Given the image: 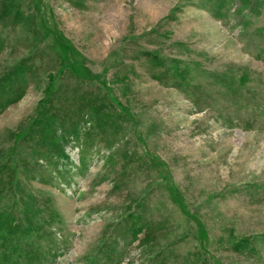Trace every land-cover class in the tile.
<instances>
[{
    "label": "rangeland",
    "instance_id": "rangeland-1",
    "mask_svg": "<svg viewBox=\"0 0 264 264\" xmlns=\"http://www.w3.org/2000/svg\"><path fill=\"white\" fill-rule=\"evenodd\" d=\"M14 2L19 14L0 19V74L28 59L32 76L0 109V151H25L15 135L65 59L59 45L70 50L46 103L67 121L66 137L54 135L67 160L44 143L42 155L28 149L38 165L20 187L53 233H42L54 248L39 264H151L149 244L155 264H264V12L244 0ZM148 53L181 61L198 89L155 78L163 68ZM242 70L247 84L234 88ZM225 71L236 81L214 77ZM104 85L121 112L101 97ZM127 212L146 222L136 236ZM31 242L21 236L7 253Z\"/></svg>",
    "mask_w": 264,
    "mask_h": 264
},
{
    "label": "trees",
    "instance_id": "trees-1",
    "mask_svg": "<svg viewBox=\"0 0 264 264\" xmlns=\"http://www.w3.org/2000/svg\"><path fill=\"white\" fill-rule=\"evenodd\" d=\"M218 2L220 7L228 8L227 0H215ZM231 1V0H229ZM249 5L255 9V13L260 14L262 11L264 12V0H244L243 7H249ZM252 9V10H253ZM227 10V9H226ZM221 11V10H220ZM239 11H242L240 9ZM10 13V17L13 18L15 13L19 14L18 9H16V2L14 0H0V19L4 16L6 18L7 13ZM249 11L247 14L243 13V22H242V35L245 37L248 34V24L249 18L253 15ZM222 14V12H220ZM242 16V14H241ZM15 18V17H14ZM28 30V29H27ZM46 33H48L49 28L44 27ZM260 32L264 31V28L259 29ZM53 38L55 40L58 39L54 33ZM58 49V48H57ZM59 51L62 57L65 59L60 60V65L58 68L57 75L52 76L49 78V84L46 88L45 95L43 99L36 105L35 111L33 115L28 117L18 132L15 135V140L17 144L27 143L28 146L24 148L25 151L18 150L15 148H8L3 151H0V263L1 264H39L46 260V255L49 253L53 248L54 245L49 243H42V233H46L49 239H52L53 233L47 232L44 226L43 218L40 221L36 219V217L43 215V210L41 211H34L33 209H28L25 206L26 200L25 197L22 195L21 191V184L22 179H27L31 176L30 170H35L36 166L38 165L37 159L33 157L34 153L37 155L43 154V143L47 145L46 150L50 152L52 155L56 150L58 152L61 151V147H59V143L57 138L54 137L55 129L58 127L61 128L63 131L62 135L65 138V134L68 133L67 129L65 130L66 122L60 120V107L57 106H49L48 103L51 97H54L57 94L58 90L61 87V83L59 80V74H62L65 70L66 63L69 62L68 55L70 54L68 51L69 48L65 44L59 45ZM261 52V51H260ZM58 54V53H57ZM58 55V56H59ZM149 57H152V61L156 66H160L162 69L159 76L155 75L154 77L158 80L163 82H168L171 79L170 76L174 77V83L181 87L185 86L187 88L193 87L198 89L196 84L190 83L192 78H194L192 71L189 67L182 65L181 61L178 60H170L166 59L162 56H155L154 54L148 53ZM257 56L261 57V53H258ZM28 59H24L23 61L19 62V64L12 65L6 68L0 74V109H2L5 105L12 103L13 101L17 100L19 95L24 92L25 80L26 75H31L32 69L29 67V63H27ZM75 71V70H74ZM19 77L14 79L13 76L18 75ZM167 73V74H166ZM170 73V74H169ZM191 74L189 78H185V75ZM74 74H78L77 71ZM230 74V75H229ZM170 75V76H169ZM79 76V75H78ZM102 75H97V80ZM229 76L230 78L235 79L231 73L228 71L221 72L217 74L216 78H219L222 81H226ZM213 77V78H214ZM237 79V81H236ZM235 81L236 85L234 88H238L240 86H245L249 79V74L246 71H241L237 74ZM229 80L227 81L229 84ZM7 81V82H5ZM101 81V80H100ZM24 82V84H23ZM54 83V84H53ZM104 94L101 96L103 99H107L108 105L115 111H122L120 107L109 97L111 94V88L109 85L103 86ZM233 88V89H234ZM20 91L16 92L15 94L13 91ZM209 92L216 93V89L209 88ZM232 93V92H231ZM63 97V96H62ZM79 99L82 101L81 96ZM62 101L60 100V103ZM119 113V112H118ZM101 119L100 116H98ZM64 123V124H63ZM63 124V125H62ZM77 124V123H76ZM76 129H72V133L75 132ZM37 135H33V134ZM65 133V134H64ZM35 138V140H33ZM32 150L34 153H29L27 150ZM61 153V158H65L67 160L66 154L63 152ZM33 154V155H32ZM46 154V152H45ZM34 160V162H33ZM33 162V163H32ZM23 176V177H21ZM20 185V186H19ZM35 214L37 216L35 217ZM42 217V216H41ZM129 219V220H128ZM137 220V224H133V231H131L132 235L136 236L141 230L144 229L145 223L142 220V217L136 215L132 212H127L124 218V221H130L129 223L132 224L133 221ZM128 223V222H127ZM149 225V224H148ZM130 227L126 229L129 230ZM126 230V231H127ZM6 232V233H5ZM152 234V235H151ZM154 232L147 231L145 234V241L146 246L150 243V240L153 237ZM6 235V237H4ZM30 236L32 242L28 244L31 246L28 248H23V254L18 253L16 255H11L7 253V249L10 248L9 242L17 241L20 237ZM42 238V239H40ZM150 239V240H149ZM37 242L34 247H32V243ZM8 245V246H6ZM104 245V244H103ZM150 250L148 253V262L150 261L151 264H155L159 259V253L154 250L155 245L149 244ZM146 248V247H145ZM165 248H163L164 250ZM162 251V250H161ZM166 261L164 259V255L162 252L161 261Z\"/></svg>",
    "mask_w": 264,
    "mask_h": 264
}]
</instances>
